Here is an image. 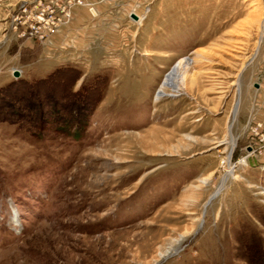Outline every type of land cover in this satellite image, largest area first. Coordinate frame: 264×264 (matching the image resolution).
Masks as SVG:
<instances>
[{
  "label": "rangeland",
  "instance_id": "374dc122",
  "mask_svg": "<svg viewBox=\"0 0 264 264\" xmlns=\"http://www.w3.org/2000/svg\"><path fill=\"white\" fill-rule=\"evenodd\" d=\"M14 2L0 0V264H264V151L243 158L241 103L264 70V0H163L145 14L134 2L140 22L84 30V53L69 34L58 51L79 70L71 90L103 79L85 119L69 105L41 116L56 90L4 89L57 67L7 28ZM145 48L132 77L125 56ZM184 60L179 88L161 92Z\"/></svg>",
  "mask_w": 264,
  "mask_h": 264
},
{
  "label": "crops",
  "instance_id": "0c3cea01",
  "mask_svg": "<svg viewBox=\"0 0 264 264\" xmlns=\"http://www.w3.org/2000/svg\"><path fill=\"white\" fill-rule=\"evenodd\" d=\"M16 1V0H15ZM94 3L95 15H90L84 7H75L72 10V16L70 22L61 28L52 38L51 43L46 46L47 50L45 57H48L50 60H53L57 64V67L62 65L65 61L64 52H59L58 49H62L65 45L66 39L69 34L76 32L78 37L74 41L80 45L81 51H89L90 46L95 43V36L85 37L84 30L93 28L94 30L100 29H116L118 27L129 28L132 26V20H125L124 22L118 21L116 18L117 13L127 12L133 10L132 6L134 2L137 4H143L146 6L147 10L149 9V4H152V12L159 13V11L164 10V5L161 4L163 0H89ZM143 11V7L141 8ZM150 10V9H149ZM144 24V23H143ZM142 24V25H143ZM123 25V26H122ZM142 29V28H141ZM143 30L138 32V34H143ZM29 47H35V45L29 41L26 42ZM86 46H89L88 49ZM148 50L154 49H143L139 51V55L129 54L125 56V60L130 62V68L126 69L132 77H137L138 73L140 75L143 73L141 69L134 68V63L137 62L139 56L150 55L151 53ZM57 52V53H56ZM118 53V52H117ZM117 53L114 52L115 56ZM113 55V54H112ZM42 55L38 54L37 57ZM36 57V59H37ZM64 60V61H63ZM115 60H117L115 58ZM36 61V60H35ZM136 73V74H135ZM241 103L243 104L245 117L244 124H248L250 120H255L257 118L264 117V70L258 75L247 77L244 86H243V95ZM253 114L250 112L252 109ZM254 115V117H253Z\"/></svg>",
  "mask_w": 264,
  "mask_h": 264
},
{
  "label": "built area",
  "instance_id": "2783aa9c",
  "mask_svg": "<svg viewBox=\"0 0 264 264\" xmlns=\"http://www.w3.org/2000/svg\"><path fill=\"white\" fill-rule=\"evenodd\" d=\"M75 7H84L90 15H95L94 3L89 0H16L7 16V28L15 39L32 40L41 46H47L51 43V38L70 22ZM146 11L147 8L144 9V14ZM133 13L131 10L129 14L132 21L140 22L144 17L143 14H134L135 18H132ZM10 72L12 76L19 74L15 67ZM247 129L253 145L247 146L243 158L256 150L264 151V118L250 120Z\"/></svg>",
  "mask_w": 264,
  "mask_h": 264
},
{
  "label": "trees",
  "instance_id": "16d2710c",
  "mask_svg": "<svg viewBox=\"0 0 264 264\" xmlns=\"http://www.w3.org/2000/svg\"><path fill=\"white\" fill-rule=\"evenodd\" d=\"M79 75V70L74 66L60 65L58 67H55L43 77H39L33 80L18 79L16 81H11L7 83V86H5L4 89H7V87L18 83L20 85L30 87L29 92L31 93L38 91L41 94L46 95L48 93L46 92L47 89L52 91L56 90L58 95L52 101V106H54L50 108V110H52L53 112H43V115L41 114V116L48 117L49 119H54L57 109H62V107L64 108L69 105L75 110V118H77L78 115L81 116L84 112L82 117L83 119H85V117L89 115V113L93 110L95 104L101 98L100 93H98L97 90L99 91V87L103 83V79H100V76H94V78H92L90 81L81 82L76 90H71L70 86L75 83ZM60 125L64 128L69 129L70 127H74V129H76L75 126H81L83 124L78 122L73 123L71 121V118H66V120L64 119V122H58V126ZM246 245L255 248L254 244L251 242H248Z\"/></svg>",
  "mask_w": 264,
  "mask_h": 264
},
{
  "label": "bare ground",
  "instance_id": "6f19581e",
  "mask_svg": "<svg viewBox=\"0 0 264 264\" xmlns=\"http://www.w3.org/2000/svg\"><path fill=\"white\" fill-rule=\"evenodd\" d=\"M187 64L188 60L180 61L176 66H174L172 70H170L171 72L168 73L164 80V84L161 87V92H163L164 89L167 87L170 88L172 91H175L179 88L183 79V75L181 74V68L182 66H186ZM229 171H231V167H229L227 172ZM220 187L221 185L218 187V189H216V192L221 190L222 187Z\"/></svg>",
  "mask_w": 264,
  "mask_h": 264
},
{
  "label": "water",
  "instance_id": "95a60500",
  "mask_svg": "<svg viewBox=\"0 0 264 264\" xmlns=\"http://www.w3.org/2000/svg\"><path fill=\"white\" fill-rule=\"evenodd\" d=\"M14 76H16V74H14ZM216 194H217L216 190H215L213 193H211L210 196L208 197L207 201H206V204H207V203L209 202V200H210L211 198H213Z\"/></svg>",
  "mask_w": 264,
  "mask_h": 264
}]
</instances>
